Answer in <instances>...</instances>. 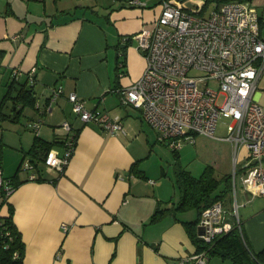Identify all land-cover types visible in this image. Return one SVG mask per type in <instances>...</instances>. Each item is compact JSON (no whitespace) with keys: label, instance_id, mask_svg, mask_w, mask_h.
<instances>
[{"label":"crops","instance_id":"1","mask_svg":"<svg viewBox=\"0 0 264 264\" xmlns=\"http://www.w3.org/2000/svg\"><path fill=\"white\" fill-rule=\"evenodd\" d=\"M92 1L73 0L65 9L63 0H0V92L17 71L19 81L32 83L42 110L28 109L25 130H15L14 141H7L15 151V164L32 146L36 134L30 124L40 117L43 140L64 138L63 122L77 134L64 171L42 166V182L18 174L20 184L0 214L7 216L13 207V223L25 246L23 264H178L180 257L196 251L184 222L199 217L193 210L194 219L178 212L152 220L159 206L172 208L179 195L177 200L163 199L162 180H149L145 171L141 176L132 172L152 151L153 142L141 111L122 105L119 93L146 66L137 42L126 36L151 26L160 13V0L153 7L142 0V5L129 0L117 6L113 0L114 7L105 13L85 6ZM260 14L264 16V10ZM52 89H61V94L50 100ZM70 93L86 110L119 118L123 132L111 135L97 124L81 122L72 112ZM154 132L155 141L168 147ZM6 140L1 142L5 145ZM51 150L63 152L62 146ZM13 172L6 167V177ZM237 190L241 201L237 203L236 194L234 200L243 234L254 251H262L264 196Z\"/></svg>","mask_w":264,"mask_h":264},{"label":"built area","instance_id":"2","mask_svg":"<svg viewBox=\"0 0 264 264\" xmlns=\"http://www.w3.org/2000/svg\"><path fill=\"white\" fill-rule=\"evenodd\" d=\"M160 13L148 28L131 35L144 56L140 77L119 91L120 103L141 111L143 120L156 131L158 140L178 152L183 142L194 143L195 135L216 136L221 117L228 118L225 140L235 150L245 149L239 188L253 196H264V91L258 82L264 77V16L247 0L217 3L207 16L186 9L178 0H160ZM131 5H142L131 0ZM35 69L28 72L33 82ZM16 78L17 71H13ZM52 89L50 100L60 96ZM73 114L83 123H94L115 135L123 132L119 118L105 112L88 111L75 93L68 95ZM218 100H222L221 104ZM36 109L42 113L36 103ZM41 119L30 124L39 135ZM62 154L50 150L44 160L48 168L63 172L73 155V128L63 122ZM22 168L34 180L29 159ZM236 194V176L231 180ZM12 190L0 171V192ZM238 205L228 210L217 202L204 209L197 221V237L207 245L233 227L240 229ZM64 230L66 226L63 225ZM17 254H15V257ZM201 250L179 258L178 264H207Z\"/></svg>","mask_w":264,"mask_h":264},{"label":"trees","instance_id":"3","mask_svg":"<svg viewBox=\"0 0 264 264\" xmlns=\"http://www.w3.org/2000/svg\"><path fill=\"white\" fill-rule=\"evenodd\" d=\"M178 1L182 2L183 0ZM218 1V3H221L228 0ZM126 39L127 41H132L131 35L126 36ZM121 46L124 49L125 45ZM120 64L123 65V61H120ZM31 85L27 81H19L17 77H14L13 72L11 73V80L5 84V93L0 101V120L9 119L10 121H16L26 109L40 111L35 108L37 102ZM6 109L7 112L5 111ZM39 119L42 120L41 117ZM72 131L76 138V131L74 129ZM64 142V138L56 137L52 141H46L36 135L32 146L25 152L26 156L22 159V161L26 160L25 158L27 157L34 167L33 173L36 177L34 180H29V173L25 171L27 181L42 182L45 180L41 177L42 166H45V157L53 147H63ZM20 169L21 164L18 165L12 177L4 178L12 192L20 184L17 181ZM132 172L141 176L135 165L132 167ZM231 180L230 175L216 179L211 170H205L199 177H194L185 170L177 171L175 180V187L179 195L177 204L172 208L159 206L152 216V220L164 213H171L176 216L178 212H186L188 210H194L197 217H199L204 209L214 203L221 202L226 204L232 190ZM9 195L6 190L0 192V209L6 203ZM197 221L198 218L194 221L184 222L189 237L196 246L195 252L205 249L208 253V258L218 257L221 260H229L231 264H264V250L254 251L246 240L241 227L239 229L235 226L230 232L218 236L212 243L205 245L197 237ZM24 253L25 246L21 234L13 223V207L9 206L7 216L0 214V264H23ZM15 254H17L16 257Z\"/></svg>","mask_w":264,"mask_h":264},{"label":"rangeland","instance_id":"4","mask_svg":"<svg viewBox=\"0 0 264 264\" xmlns=\"http://www.w3.org/2000/svg\"><path fill=\"white\" fill-rule=\"evenodd\" d=\"M63 1H65V4H63L65 9H68L66 8L69 7L67 5H71L73 2V0ZM125 1L127 2L129 0H117V6H120V4ZM142 1L148 7H153L158 0ZM248 1L258 7L259 14L262 10H264V0H260L259 4L254 2V0ZM218 2V0H183L182 5L190 11H199L202 15L207 16L211 13ZM113 3V0H93L90 4H85V6L87 5L90 9H95L100 13H105L111 11L114 7ZM71 8L73 7L71 6ZM87 12L90 13L89 10ZM257 87L258 91H264V77H262V79L258 82ZM1 92L0 101L5 91L3 94H1ZM38 98L41 99L40 97ZM261 101L264 103V98H262ZM221 102L222 100H218L219 104H221ZM5 111L7 112V109ZM28 112V109L24 110V113L16 121H10L9 119L0 120V171L4 178H6V167H13L15 172L18 166V164H15V151L12 149V145L7 141H14L15 130H25L24 125L29 122V117L27 115ZM229 121L230 120L228 118L221 117L216 125V136L211 137L206 135H195L194 143L183 142V145L178 152H174L169 147L155 141L154 130L147 124H144V130L150 134V140L153 142L152 151L148 153V156L141 162L137 170L142 172L145 171L143 172L144 176L149 180L155 182L162 180L164 183L163 199L167 200L172 197L175 200L178 199V192L174 184L176 180V172L180 170L188 171L194 177H199L205 170H211L216 179H221L226 175H230L231 179H233V176H236L238 188L239 176L241 173L240 171L245 158V149L243 146H240L238 150H235L232 143L225 140V136L227 134V124ZM3 138L7 139L5 145L1 142L3 141ZM25 159H27V157ZM23 161L21 160L18 162L21 164V169L18 172L20 175L26 174L22 168ZM175 192L177 193L175 194ZM260 199L264 201V198ZM236 201L237 203H240L241 201V196L238 190L236 192ZM225 207L228 210L234 209L233 191H231ZM182 214V217L185 216L187 219H194L196 216L193 210L182 212ZM207 264H231V262L229 260H221L218 257H210L208 258Z\"/></svg>","mask_w":264,"mask_h":264}]
</instances>
